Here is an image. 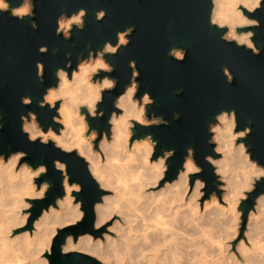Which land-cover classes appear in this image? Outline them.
<instances>
[{
  "label": "clouds",
  "instance_id": "1",
  "mask_svg": "<svg viewBox=\"0 0 264 264\" xmlns=\"http://www.w3.org/2000/svg\"><path fill=\"white\" fill-rule=\"evenodd\" d=\"M210 2L209 27L217 32L227 29L219 39L226 44L234 42L253 56L260 55L264 46H257L253 29L261 26L254 17L258 12L264 14V0ZM4 12L18 21L27 20L33 30L37 27L34 0H29L26 7H11L8 0H0V13ZM106 15L100 9L94 19L99 23ZM86 16L85 8L70 15L61 12L54 35L70 40L73 30L85 29ZM134 29L135 25H130L117 31L114 45L105 41L96 50L85 45L87 58L78 55L75 69L72 54L65 53L64 67L54 72L57 84L46 88L36 102L38 108L55 113L47 131L35 112L19 116L20 132L28 143L39 141L43 147L51 143L65 156L75 153L99 193L91 206L92 229L106 231L98 237L89 232L65 233L59 255L78 254L99 264H264V190L257 191L258 186L264 187V165L253 159L251 145L245 142L252 133L250 120L248 126L237 130L236 110H221L206 125V144L213 147L203 161L215 178L211 192L206 191L208 182L200 178L205 170L197 163L194 148H185L175 178L169 181L168 162L175 149L161 148L157 155L159 141L150 132L136 136L138 126L147 129L168 126L169 122L154 112L149 114L155 103L149 92L137 98L140 72L135 60L128 61L129 83L113 100L118 111L108 114V128L92 127L90 120L105 116L100 107L104 93L110 94L118 84L108 75L115 65L106 57L126 48ZM37 51L47 54L49 50L41 45ZM57 51L53 49L52 54ZM186 52L185 48L172 47L166 55L180 62ZM68 69H72L70 73ZM220 71L225 83L231 84L234 77L230 68L222 66ZM44 73L43 62L37 61V80L43 82ZM181 91L177 89L174 95ZM108 98L112 99L110 95ZM32 103L30 96L20 97L22 107ZM179 117L180 113H173V121ZM53 124L61 126L58 132ZM27 157L28 153L21 150L0 151V264H52L56 239L65 229L83 223L87 215L80 195L83 185L71 180L66 161L54 159L53 171L60 175L63 195L55 197L54 205L41 207L32 219L36 203L48 198L53 185L41 179L48 175V166L39 163L33 167Z\"/></svg>",
  "mask_w": 264,
  "mask_h": 264
},
{
  "label": "water",
  "instance_id": "2",
  "mask_svg": "<svg viewBox=\"0 0 264 264\" xmlns=\"http://www.w3.org/2000/svg\"><path fill=\"white\" fill-rule=\"evenodd\" d=\"M25 0H8L11 7L24 4ZM37 25L33 30L27 20L21 22L11 17L8 12L0 13V116L3 128L0 129V151H25L27 162L35 167L39 163L48 166V175L41 179L48 180L52 189L48 198L37 202L32 219H35L41 207L54 205V199L62 196L60 175L53 171L52 160L60 159L68 163V171L72 181L83 185L80 194L84 200L87 215L83 223L74 228L65 229L55 241L52 264H99L88 257L78 254L59 255V244L65 233L74 235L89 232L99 236L92 229V204L99 198L96 186L91 182L82 161L72 156H65L53 149L51 143L47 147L28 143L20 132L19 116L27 111L37 114L40 125L45 131L51 124V116L47 108L37 107L44 90L54 87L57 80L54 72L66 63L65 53L70 52L72 69H75L76 57L80 54L87 58L85 45L92 50L102 47L105 41L116 43V32L123 31L130 25L135 29L128 39L131 43L122 48L115 56L106 57L115 65V70L108 74L115 77L118 84L113 92L104 93L105 99L100 105L105 116L100 120H90L92 127L106 130L108 114L118 111L113 107V100L121 94L124 86L129 83L131 69L129 60L136 61L140 72L138 80L140 90L137 98L147 91L155 100L149 108V114L155 113L168 121V126L160 125L135 129L136 136L151 133L159 141L160 149H175V155L169 163L167 179L175 178L176 169L185 155V148L192 147L196 152L197 163L204 168L202 179L208 182L207 192L214 190V177L211 169L203 161V156L211 154L213 146L206 144L209 134L206 125L221 110L235 109L237 113V130L248 126L250 120L252 133L245 141L251 145L253 159L264 165V50L260 55L253 56L250 51L237 48L232 42L226 44L219 39L227 29L217 32L209 27L210 0H34ZM79 8L87 9L86 27L82 32L73 30L72 38L63 40L62 36L54 35L56 18L61 12L70 15ZM103 9L106 17L97 23L94 13ZM254 18L260 20V28L253 29L257 33V46H264V14L258 12ZM239 31V30H238ZM47 45L48 53L40 54L37 49ZM172 47L187 49L185 59L176 61L166 55ZM57 49L56 55L52 50ZM43 62L45 73L43 82L37 80L35 63ZM228 66L233 74L231 84L225 83L221 67ZM72 69H68L69 73ZM105 75L101 73V76ZM177 89L182 90L174 95ZM112 99H109L108 96ZM21 96H30L33 103L22 107ZM58 107V104H57ZM83 111V110H82ZM180 117L173 121V113ZM58 132L60 125H52ZM155 159V157H153ZM194 179V178H193ZM39 183V181H37ZM264 190L258 186L257 191ZM219 195V193H218ZM255 195V193H253ZM207 198V197H205ZM252 205L248 201L249 208ZM246 224V219H245ZM29 229L31 223H29ZM244 227H241L243 238Z\"/></svg>",
  "mask_w": 264,
  "mask_h": 264
},
{
  "label": "rangeland",
  "instance_id": "3",
  "mask_svg": "<svg viewBox=\"0 0 264 264\" xmlns=\"http://www.w3.org/2000/svg\"><path fill=\"white\" fill-rule=\"evenodd\" d=\"M28 2H29V0H25V1H24V4H23L22 6L26 7L27 4H28ZM104 231H106V229H104Z\"/></svg>",
  "mask_w": 264,
  "mask_h": 264
}]
</instances>
